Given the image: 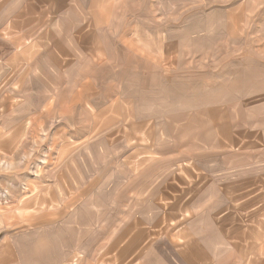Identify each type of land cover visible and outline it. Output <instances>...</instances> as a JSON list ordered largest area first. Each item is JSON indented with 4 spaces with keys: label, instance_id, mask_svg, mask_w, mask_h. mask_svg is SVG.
<instances>
[{
    "label": "rangeland",
    "instance_id": "374dc122",
    "mask_svg": "<svg viewBox=\"0 0 264 264\" xmlns=\"http://www.w3.org/2000/svg\"><path fill=\"white\" fill-rule=\"evenodd\" d=\"M77 7L65 77L0 35V264H264V0Z\"/></svg>",
    "mask_w": 264,
    "mask_h": 264
},
{
    "label": "crops",
    "instance_id": "0c3cea01",
    "mask_svg": "<svg viewBox=\"0 0 264 264\" xmlns=\"http://www.w3.org/2000/svg\"><path fill=\"white\" fill-rule=\"evenodd\" d=\"M75 13L82 16L81 20L85 19L86 14H84V11H80L77 7V0H0V19L4 18L5 20L0 23V35H7L8 38L5 36L2 38H6L7 41H12L14 48L13 54L15 57L16 53L19 55L23 50L22 47H19L18 45L19 42L21 43L22 36H32V33L28 34L27 31L23 32L22 29L27 24H35L37 26L36 28H40L37 29L38 34L33 36L35 37L33 38L35 45L37 44L39 46L36 45V49H39L35 51V54L26 56L23 60L24 62L21 61V58L18 56L13 67L18 68L24 64L35 67L34 64L38 59L46 58L44 64L41 62L38 63L42 69L45 67L46 75L53 76L55 74L54 71L50 70L49 63H51L53 66L60 68V75L65 77L68 74L65 67L73 64V62L69 61V58H67L68 56H72L68 51L79 50L80 47H86L87 45L86 48H89L88 51H97L98 53L103 45L98 41L96 36L97 34H102V30L100 32H94V34L91 35V32L88 30L89 27L85 24H81V22H78L77 25H71L73 27H70V20L75 16ZM89 16L92 19L94 17L91 14ZM25 20H29L30 22L24 23ZM43 28L47 31L41 33L40 30ZM10 30L13 31L10 32ZM40 34L51 35L53 43L40 42L37 37L38 35L40 36ZM8 35H11L10 38ZM31 44L34 43H31L29 40V43L26 45ZM91 48L93 49L91 50ZM27 49L33 51L32 47H28ZM88 51H85V56L81 55L80 57L84 62L89 59L87 57ZM77 66L79 67L78 64ZM14 68L13 71L17 74V71ZM90 72L91 71L83 69L82 76L84 78L77 81L85 83L87 80L85 74H89ZM30 73L31 75H43L39 70H32ZM46 81L49 82L51 80L46 79ZM197 251H199L198 248Z\"/></svg>",
    "mask_w": 264,
    "mask_h": 264
}]
</instances>
